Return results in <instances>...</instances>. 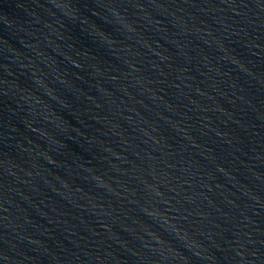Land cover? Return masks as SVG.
Here are the masks:
<instances>
[{"label": "water", "instance_id": "95a60500", "mask_svg": "<svg viewBox=\"0 0 264 264\" xmlns=\"http://www.w3.org/2000/svg\"><path fill=\"white\" fill-rule=\"evenodd\" d=\"M0 264H264V0H0Z\"/></svg>", "mask_w": 264, "mask_h": 264}]
</instances>
